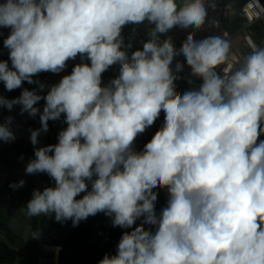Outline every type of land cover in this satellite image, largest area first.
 Instances as JSON below:
<instances>
[{"label": "clouds", "instance_id": "9594fccd", "mask_svg": "<svg viewBox=\"0 0 264 264\" xmlns=\"http://www.w3.org/2000/svg\"><path fill=\"white\" fill-rule=\"evenodd\" d=\"M222 2L0 0V37L9 29L0 84L22 89L12 99L0 94V142L17 138L4 110L39 116L25 172L53 182L33 190L22 218L54 215L76 227L103 213L124 231L98 264H264V47L224 74L232 41L218 34ZM142 24L149 27L134 48L124 29ZM176 28L187 32L178 48L169 35ZM77 58L46 92L34 79ZM113 67L118 75L105 84ZM185 68L189 88L178 92ZM162 113L159 130L135 151L138 134ZM50 121L66 127L57 143L39 146ZM158 188L168 195L159 213Z\"/></svg>", "mask_w": 264, "mask_h": 264}, {"label": "water", "instance_id": "95a60500", "mask_svg": "<svg viewBox=\"0 0 264 264\" xmlns=\"http://www.w3.org/2000/svg\"><path fill=\"white\" fill-rule=\"evenodd\" d=\"M244 0H223V22L228 26L238 13ZM231 3L233 11L230 14L224 12V5ZM146 28L147 24H142ZM173 29L171 32H173ZM3 37H0V59H8V50L3 48L2 40L9 34V29H2ZM170 32V33H171ZM41 74L34 77L40 80ZM23 87L30 90L35 85L25 83ZM22 89L8 92L0 84V94L12 99L18 97ZM14 116L13 131L16 140L10 143L0 142V264H38V256L42 243H56L60 238V223L56 222L54 215L49 218L40 216L35 218H22L18 210L25 206L31 199L35 189L43 190L47 187L48 179L42 174L29 175L26 185L23 188L10 191L9 185L16 183L24 175L27 163L34 153V146L30 142V129L35 130L40 127L39 116L30 118L27 114L20 115L19 107L12 112L4 110L2 117ZM52 121L49 122V125ZM47 133H41L38 137L39 146L47 138ZM23 157V159H21ZM9 195L7 196V194ZM41 230L40 239H32L31 231ZM75 264H85L83 259Z\"/></svg>", "mask_w": 264, "mask_h": 264}, {"label": "built area", "instance_id": "2783aa9c", "mask_svg": "<svg viewBox=\"0 0 264 264\" xmlns=\"http://www.w3.org/2000/svg\"><path fill=\"white\" fill-rule=\"evenodd\" d=\"M210 15L212 14L210 13ZM215 15L219 16L222 24L218 34H226V38L232 41V52L230 54L229 62L223 66L224 74H227L234 65L239 63V59L242 54L246 55L257 47H264V30L261 29V26H264V2L263 0H244L238 13L236 14V17L231 23L228 24V26H225L223 22V8L221 4L218 12ZM134 28L136 29L135 31H133ZM146 30L147 28L143 25H130L124 29L123 35L125 37V41L127 42L128 39L131 38L134 48H140L142 46L141 40L145 38ZM206 34V32H198L196 34V38L200 39ZM169 35L172 36L173 42L178 48L180 47L181 42L186 38L187 32L176 28L173 32L169 33ZM178 59L183 60L182 57H178ZM79 62V58H77L76 61H69L67 69L60 74L41 73L39 81L47 86L45 88V92L52 85L58 83L63 75L70 74L72 67ZM108 72H110L115 78L118 75V68L113 67ZM188 72L189 69L185 68L184 72L181 73L184 78L176 82L178 92H183L189 88V84L187 82ZM105 73L103 74V78ZM200 82L201 81L196 80L195 84L199 85ZM38 106L41 107L42 110L43 101H41L40 105ZM162 123L163 113L161 114V117L155 122L154 126L146 129L144 133L138 134L136 140L134 141V150L137 152L143 150L144 145L151 140L152 136L156 131L159 130ZM64 127H66V125H64L62 121H52L49 125L46 142L42 146L57 143L58 133ZM32 159H34V153L31 156V160ZM42 175L48 179L47 187L52 186L53 182L50 180V178L45 174ZM21 179L27 182L28 174L24 175ZM20 180H18L16 183H18ZM13 191L14 190L11 188L9 192ZM155 191H157L158 194L157 201L155 203L157 212L159 213L161 211V196L165 197L167 190L158 188ZM8 195L9 193L7 196ZM167 198L164 199L166 200ZM163 202L166 204L165 201ZM137 223H139V221H137ZM122 231L124 230L120 229L119 227L114 228L112 226L111 218L106 217L103 213L97 214L87 237L80 241L78 246L82 249L89 250L95 245H100L106 254H115L116 246L121 237ZM57 248L60 249L58 254L56 252ZM62 253H64V247L60 242L50 244L43 242L38 256V264H57L58 257Z\"/></svg>", "mask_w": 264, "mask_h": 264}, {"label": "crops", "instance_id": "0c3cea01", "mask_svg": "<svg viewBox=\"0 0 264 264\" xmlns=\"http://www.w3.org/2000/svg\"><path fill=\"white\" fill-rule=\"evenodd\" d=\"M263 2H264V0H263ZM113 78L114 77L112 76V74L110 72H106L105 76L103 78L104 83L106 84L110 79H113ZM45 142H46V140L43 142V144ZM165 195H166L165 197L161 196V198H162V200L160 202L161 211L166 206V204H164L163 201L167 202V199H168L167 198L168 195L167 194H165ZM164 198H167V199L165 200ZM96 216L89 217L86 221L80 222V224L76 227L72 226V222L70 220L66 221L64 223H60L59 242L63 245L64 252H65L66 246L68 245L67 243H76L75 248H77L76 250H77V254H78V247H79L78 245H79L80 241H82L83 239H85L87 237L89 231L91 230L92 223H93L94 219L96 218ZM100 247H101L100 245H95L92 248H90L88 251L100 249ZM102 252L104 254H106L103 248H102Z\"/></svg>", "mask_w": 264, "mask_h": 264}, {"label": "rangeland", "instance_id": "374dc122", "mask_svg": "<svg viewBox=\"0 0 264 264\" xmlns=\"http://www.w3.org/2000/svg\"><path fill=\"white\" fill-rule=\"evenodd\" d=\"M263 28H264V26H261V29H263ZM67 244L74 245V246L76 245V243H67ZM80 249L81 248L78 247V254H77L75 263L81 259L84 260V254L81 253ZM86 251H87L86 254L88 257V264H98V262L104 257L101 249H96L93 251L86 250Z\"/></svg>", "mask_w": 264, "mask_h": 264}, {"label": "bare ground", "instance_id": "6f19581e", "mask_svg": "<svg viewBox=\"0 0 264 264\" xmlns=\"http://www.w3.org/2000/svg\"><path fill=\"white\" fill-rule=\"evenodd\" d=\"M77 257V250L74 245H67L65 252L60 254L57 264H75Z\"/></svg>", "mask_w": 264, "mask_h": 264}, {"label": "trees", "instance_id": "16d2710c", "mask_svg": "<svg viewBox=\"0 0 264 264\" xmlns=\"http://www.w3.org/2000/svg\"><path fill=\"white\" fill-rule=\"evenodd\" d=\"M263 30H264V28H263ZM262 138H264V137H262ZM100 249L102 250V247H100ZM80 251H81L82 254H84L85 263L88 264V257H87V254H86L87 251L82 249V248L80 249ZM103 255H105V254L103 253Z\"/></svg>", "mask_w": 264, "mask_h": 264}]
</instances>
